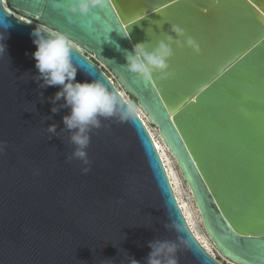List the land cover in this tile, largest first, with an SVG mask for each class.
<instances>
[{"label":"water","instance_id":"water-1","mask_svg":"<svg viewBox=\"0 0 264 264\" xmlns=\"http://www.w3.org/2000/svg\"><path fill=\"white\" fill-rule=\"evenodd\" d=\"M6 3L0 0L7 37L0 53V264H147L150 242L178 237L187 240L179 264H264V0H104L106 9L87 16L69 11L72 0ZM37 24L80 45L72 57L78 81L122 87L142 105L196 198L217 256L191 231L172 227L187 222L143 118H101L90 132L88 163L70 158L76 146L63 123L70 109L54 113L49 98L60 87L36 79ZM172 25L201 50L174 46L173 75L144 82L127 69L125 50L138 42L155 47L175 35ZM217 221L238 235L222 239Z\"/></svg>","mask_w":264,"mask_h":264},{"label":"clouds","instance_id":"clouds-1","mask_svg":"<svg viewBox=\"0 0 264 264\" xmlns=\"http://www.w3.org/2000/svg\"><path fill=\"white\" fill-rule=\"evenodd\" d=\"M104 0H72L68 5L69 11L73 14L87 16L91 9L103 6ZM8 26L4 25L6 29ZM172 34H165L155 47L146 46L144 42L133 45L131 51L125 50L126 67L144 82H152L156 76L161 79L173 75L170 71L169 61L175 55V47L183 48L185 43L197 53L200 52L198 41L187 35L185 29L179 25H172ZM31 36L36 50L32 53L36 61L35 68L38 71L36 79L42 81L41 87L59 86L60 90L49 100L54 105L52 111H59L60 107L70 109L68 115L63 117V123L72 134L71 143L75 145L72 157L88 163L86 149L90 143V132L92 128H99L101 118L118 117L123 123H128L137 116L147 119L142 105L135 103L128 93L121 87L110 90L102 81L92 79L91 81H78L77 65L73 62V52L80 51V45L76 43L67 33L37 24L32 30ZM182 39V38H185ZM7 37L0 32V53L6 50L4 40ZM64 103L57 107V102ZM50 133L56 132V125H50ZM5 145L0 142V152L4 151ZM84 171H88L87 168ZM168 175L172 186L176 191L179 206L186 219V226L173 222L172 227L178 233L191 231L205 248L208 242L197 228V222L203 224L200 208L196 204L194 195H189V203L182 198L180 182L172 168H168ZM191 192V190H189ZM179 243L173 241L158 240L150 242L151 252L147 264H179L177 254L180 250V243L187 244L186 239L179 238ZM130 264H139L131 258Z\"/></svg>","mask_w":264,"mask_h":264},{"label":"bare ground","instance_id":"bare-ground-1","mask_svg":"<svg viewBox=\"0 0 264 264\" xmlns=\"http://www.w3.org/2000/svg\"><path fill=\"white\" fill-rule=\"evenodd\" d=\"M6 2V0H5ZM111 76V75H110ZM111 78H113L111 76ZM129 95V94H128ZM130 97V95H129ZM131 98V97H130ZM132 99V98H131ZM133 100V99H132ZM134 101V100H133ZM135 102V101H134ZM136 103V102H135ZM145 115L147 116V119H143L148 127V129L150 130L151 132V135L153 136L154 138V141L156 143V145L158 146V150L162 156V159L165 163V166L167 168V171H168V168L171 167L172 168V171L176 174V177H177V180L179 181V176H178V172L177 170L174 168V164H173V160H172V154L169 153V148L166 144V142L164 141V139L161 137L160 133L158 132L157 128L150 122L149 120V117L148 115L145 113ZM172 182V181H171ZM180 182V181H179ZM175 190V189H174ZM176 193V191H175ZM183 198V197H182ZM185 203H188L185 199H183ZM200 232V231H199ZM200 234L202 236L205 237V239L207 240L208 242V245L209 247L207 248L211 253H213L215 256H217V253H216V248L213 244V242L211 241L210 237L203 233V232H200ZM232 264H239V263H232Z\"/></svg>","mask_w":264,"mask_h":264},{"label":"rangeland","instance_id":"rangeland-1","mask_svg":"<svg viewBox=\"0 0 264 264\" xmlns=\"http://www.w3.org/2000/svg\"><path fill=\"white\" fill-rule=\"evenodd\" d=\"M131 97V96H130ZM132 98V97H131ZM133 99V98H132ZM170 154H172L169 151ZM172 156V160H173V164H174V168L177 170L178 172V176H179V181H180V188H181V192H182V197L183 199H185L188 203H189V195H192V192H189V190H191L187 184V182L184 180L180 168L178 166L177 160L175 159V157L173 155ZM197 228L200 232H203L205 234H207L204 224H200L199 222H197ZM208 235V234H207ZM209 236V235H208ZM229 261V260H228Z\"/></svg>","mask_w":264,"mask_h":264},{"label":"snow or ice","instance_id":"snow-or-ice-1","mask_svg":"<svg viewBox=\"0 0 264 264\" xmlns=\"http://www.w3.org/2000/svg\"><path fill=\"white\" fill-rule=\"evenodd\" d=\"M249 2H251V0H249ZM165 7H167V5H165ZM101 8H102V9H106V8H104L103 6H101ZM93 9H95V8H93ZM157 11H159V9H157ZM229 63H231V61H230ZM233 69H235V68H233ZM217 79H219V77H217ZM206 83H207V82L205 81V84H206ZM199 90H200V91H204L203 87H201ZM204 93H205V92H204ZM157 147H158V146H157ZM184 147H185V146H184ZM191 162H192V164L194 163L193 161H191ZM235 223H237V226L240 227V228H243V227H244V225L241 224V223L238 222V221H235ZM215 228H216L217 230L225 229L224 224H221V223H219L218 221H217L216 224H215ZM233 235H238V233L236 232V229L232 228V225H231V224H228V225L226 226V229H225V231H224V235H223L222 239H232ZM226 251H227V249H226Z\"/></svg>","mask_w":264,"mask_h":264},{"label":"built area","instance_id":"built-area-1","mask_svg":"<svg viewBox=\"0 0 264 264\" xmlns=\"http://www.w3.org/2000/svg\"><path fill=\"white\" fill-rule=\"evenodd\" d=\"M6 3V2H5ZM7 4V3H6ZM92 57L93 58H95V56L94 55H92ZM101 63V66L102 67H105L111 74V76L113 77V78H111V79H113V80H116V77H115V75L102 63V62H100ZM228 261V260H227Z\"/></svg>","mask_w":264,"mask_h":264}]
</instances>
